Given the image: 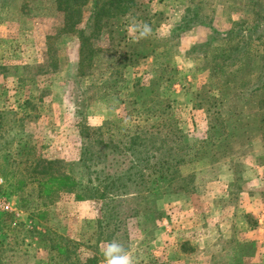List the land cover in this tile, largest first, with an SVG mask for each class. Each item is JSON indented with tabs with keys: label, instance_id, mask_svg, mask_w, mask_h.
<instances>
[{
	"label": "rangeland",
	"instance_id": "obj_1",
	"mask_svg": "<svg viewBox=\"0 0 264 264\" xmlns=\"http://www.w3.org/2000/svg\"><path fill=\"white\" fill-rule=\"evenodd\" d=\"M140 2L156 14L144 20L156 26L154 41L134 46L122 27L126 42L117 44L119 38L111 41L102 28L86 40L88 50L77 32H61L64 16L55 0H0V113L7 115L0 130V162L24 163L25 147L31 159L64 161L63 171L82 183L77 165L90 139L117 143L143 130L149 142H168L186 155L178 170L188 175L186 191L177 189L180 181L177 187L158 181L149 194L124 199L113 211L62 192L53 204H34L26 212L5 188L7 179L16 177L6 179L3 172L0 241L11 247L4 253L6 264H47L56 235L77 244L81 263L103 264L112 237L109 241L127 248L136 264H264V93L254 90L264 74L258 70L263 44L250 41L241 63L219 73L211 65L223 58L226 41L186 55L209 36L207 27L166 44L156 42L197 4L213 31H229L237 21L263 27L264 20L255 15L264 0ZM93 5L83 8L76 29L85 36L92 31ZM142 16L137 14L139 20ZM216 81L224 86L222 93ZM99 129L103 136L95 132ZM116 159L110 174L119 173L124 163ZM110 217L121 221L117 229Z\"/></svg>",
	"mask_w": 264,
	"mask_h": 264
},
{
	"label": "trees",
	"instance_id": "obj_2",
	"mask_svg": "<svg viewBox=\"0 0 264 264\" xmlns=\"http://www.w3.org/2000/svg\"><path fill=\"white\" fill-rule=\"evenodd\" d=\"M93 1L94 5L89 16V27H92V31L88 36H85L82 31H77V27L82 23L83 8ZM141 0H55L57 4V10L64 16V27L61 32L66 33H78V38L81 40V47L87 48L86 40L91 37L97 36L101 29L104 28L109 33L110 40H114V35L119 38L117 44L126 42L125 30L122 27H126L129 22L130 13L138 20L137 14H143L141 19L145 18L153 19L156 14H149V10L144 7L140 2ZM149 1V0H148ZM250 4H255L254 0H250ZM202 16V8L200 4L194 5L191 8L186 9V14L175 24L174 28L170 32V35L156 42L169 43L176 37L178 39L181 33L189 32L195 28L204 26L210 30L208 39L201 45H195L186 55L197 53L198 49H207L208 46L214 45V43L221 44L219 42L226 41L228 44L223 43L225 54L223 58H219L211 66V71H214L218 67V72L225 73L224 70H232L236 64L241 63L242 58L246 55L247 45L252 40L263 44L264 47V26L260 27L258 24L252 25L253 27H245L248 25L244 21L233 22L229 31L219 32L211 28V23H206ZM257 17H261L264 20V8L256 13ZM150 24V22H148ZM264 24V23H263ZM156 26H154L155 28ZM260 27V28H259ZM153 33L148 39L155 40V34ZM241 38V43L232 44L234 39ZM148 39L141 40L142 42ZM140 41V42H141ZM139 43H135L134 46H138ZM218 42V43H217ZM142 44V43H141ZM132 46V45H131ZM262 46V45H261ZM262 47V48H263ZM88 49V48H87ZM89 50V49H88ZM154 50V49H153ZM88 53V51H87ZM163 55V53H162ZM161 53L158 56H162ZM134 56H138L134 53ZM141 56V55H139ZM261 70L264 71V53L260 54ZM259 57H253L254 64H259L257 61ZM124 61H130V58L126 57ZM256 62V63H255ZM208 69V67H206ZM210 70V69H209ZM230 72V71H229ZM233 72V71H232ZM118 73V72H116ZM234 73V72H233ZM262 73V72H261ZM257 81L255 91H262L264 93V81H262L264 74H260ZM223 77V75H221ZM229 76L224 79H228ZM223 79V80H224ZM222 93L224 86L220 81H216L215 87H217ZM135 102L139 103V99H135ZM28 107H34L29 102L24 103ZM7 115L0 113V130L3 127L4 119ZM118 126L115 125V128ZM88 133L89 129L85 128ZM99 136H103L102 129L97 131ZM139 132V131H137ZM0 131V136L1 135ZM147 132L140 131V134L135 133V137L126 139V141L114 142L111 138L105 140H93L88 145L84 146L79 160L78 168H81L84 182L78 183L73 177L63 171L65 162L62 160H43V159H31L30 153H28L24 147L21 151L25 156V162L17 164L15 162L7 161L9 163L0 162V174H4L5 178H14V180H8L5 188H7L9 195L17 198L18 209L25 210L26 212L31 205L38 204L40 208L53 204L60 196V193L73 194L75 199L86 201H99L102 204V208L107 211L115 210L120 203H123L127 198H139L142 195L149 194V186L154 185L160 181V183L167 184L170 187H177L174 184L180 186L177 188L181 192H185L187 189L186 177L178 171L184 167L187 163L186 155L177 150L176 145H169V143L163 141L158 142V146L149 142V137H145ZM164 150V153H163ZM179 152V153H178ZM119 157L122 162V167L119 173H109L107 171L109 166L114 165L113 161ZM1 159V155H0ZM2 163V164H1ZM4 164V165H3ZM73 170H69L72 172ZM4 172V173H3ZM10 176V177H9ZM192 177V176H191ZM76 190H80V195H77ZM151 193V192H150ZM35 211V209H33ZM36 215L42 216L40 210L35 211ZM39 212V213H38ZM33 213L29 212L28 215ZM34 214V213H33ZM3 216L0 214V224L2 223ZM109 224L117 229L118 224L121 222L118 219L110 217ZM5 221V220H4ZM105 227H101L104 229ZM114 229V230H115ZM120 229V228H119ZM44 241L49 240L47 235H39ZM54 240L50 239L48 251L51 255L47 264H93V260H88L86 263H81L76 259V247L77 244L70 239L61 236H54ZM112 237L108 238V241ZM9 246L0 241V264H6L4 261V253L8 251ZM11 248V247H10ZM9 248V249H10ZM127 250V248H125Z\"/></svg>",
	"mask_w": 264,
	"mask_h": 264
},
{
	"label": "clouds",
	"instance_id": "obj_3",
	"mask_svg": "<svg viewBox=\"0 0 264 264\" xmlns=\"http://www.w3.org/2000/svg\"><path fill=\"white\" fill-rule=\"evenodd\" d=\"M128 16L129 22L126 25V32L133 38L134 43H139L152 35L153 29L148 22L138 20L130 13ZM103 258V264H136L134 258L116 240L106 242Z\"/></svg>",
	"mask_w": 264,
	"mask_h": 264
},
{
	"label": "crops",
	"instance_id": "obj_4",
	"mask_svg": "<svg viewBox=\"0 0 264 264\" xmlns=\"http://www.w3.org/2000/svg\"><path fill=\"white\" fill-rule=\"evenodd\" d=\"M172 27H173V26L171 25V27H170V29H169V34H170V32L172 31ZM173 28H174V27H173ZM207 39H208V33H206V35H205V40L202 41L201 44L204 43ZM206 70H207V69H206Z\"/></svg>",
	"mask_w": 264,
	"mask_h": 264
}]
</instances>
